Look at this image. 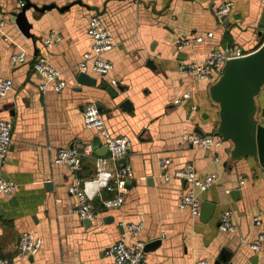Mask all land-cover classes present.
<instances>
[{"label": "crops", "instance_id": "0c3cea01", "mask_svg": "<svg viewBox=\"0 0 264 264\" xmlns=\"http://www.w3.org/2000/svg\"><path fill=\"white\" fill-rule=\"evenodd\" d=\"M223 1L25 0L29 6L22 26L16 20L22 10L18 0H0V77L12 80L11 90L0 97V118L12 123L0 176L16 184L12 194L0 195V255L10 264H114L104 250L123 235L128 244L144 242L150 264H192L198 258L214 264L222 249L230 254L225 264H264V238L259 249L251 247L264 234V167L255 155L233 156L232 141L217 132L219 105L209 87L219 74L196 80L179 70L181 60L202 59L226 45L249 53L264 41L261 0H233L231 11L217 18L215 8ZM92 15L115 40L104 54L113 70L110 75L89 73L95 85L77 79L78 62L91 46L87 25ZM52 31L61 38L48 48L44 38ZM192 35L202 39L191 38L177 49L179 40ZM21 50L27 59L12 62L10 55ZM40 55L61 70L66 80L61 90L39 88L44 79L32 63ZM89 101L100 106L113 135L130 137L125 163L133 177L120 206H105L101 197L110 193L102 190L94 201L96 217L83 220L75 213L77 199L69 184L123 164L108 159L97 130L84 124L82 110ZM255 105L254 119L264 125V83ZM184 130L212 134L221 143L195 147L181 141ZM67 146L82 152L78 170L53 161L55 148ZM161 157L170 159L165 169L158 163ZM188 162L199 177L219 174L209 188H192L201 203L215 204L207 221L178 207L190 184L174 172ZM226 209L232 212L233 231L218 227ZM130 224L141 225L137 234L128 231ZM22 231L41 237L35 254L18 253Z\"/></svg>", "mask_w": 264, "mask_h": 264}, {"label": "built area", "instance_id": "2783aa9c", "mask_svg": "<svg viewBox=\"0 0 264 264\" xmlns=\"http://www.w3.org/2000/svg\"><path fill=\"white\" fill-rule=\"evenodd\" d=\"M264 3V0H261ZM25 0H18L19 7L25 5ZM233 6V0H224L215 8L217 18L227 15ZM3 22H0V27ZM87 32L91 37V46L84 51L78 62L80 72L97 73L99 75H110L113 70V63L105 57V53L112 49L115 40L111 30L102 22L98 15H92L88 20ZM61 35L57 32H49L44 38V44L50 48L53 44L60 40ZM191 38L201 40V36L192 35L189 38H183L177 43V49H182L189 43ZM247 54L241 46L226 45L223 48L214 49L202 59L181 60L179 70L191 76L196 80L207 79L211 74H219L225 61L230 58H236ZM27 59L24 50L14 52L10 55V60L14 63H21ZM33 69L43 76L44 81L39 85L42 91L53 89L59 91L66 85V80L62 77V72L54 64H52L46 56L40 55L34 59L32 63ZM113 84L117 83L115 78H111ZM12 88V80L8 77H0V97L5 96ZM185 97L190 95L189 91L183 94ZM82 119L84 124L89 128L97 130L98 135L102 138L104 145L109 152L108 159L114 162L120 158H125L128 154L130 137L127 135H113L99 110L95 101H89L82 110ZM11 129L12 123L0 118V166L7 156L11 145ZM182 142H190L193 146L209 149L212 146H218L221 143L219 138H215L212 134L198 133L196 131L184 130L181 134ZM52 148V147H50ZM217 161L218 157L215 156ZM53 161L56 163L66 164L70 170H78L82 163V152L75 146L55 148ZM158 163L162 168H167L170 159L161 157ZM175 175L184 178L190 185L184 195L178 202L180 209H188L192 215L199 216L201 200L195 195L192 188L197 187L200 190L209 188L215 183L219 174L217 171L206 173L203 177H199L195 166L188 162L183 167L174 172ZM133 177V170L129 164L124 163L121 166L111 168H100L94 176L83 181L76 180L69 184L68 191L75 195L77 203L75 213L80 219L92 220L96 217L95 198L101 195L102 190L110 193L107 197H101L102 202L107 207L120 206L124 201V189L127 180ZM169 178V175H165ZM16 189V184L8 179L0 176V195H10ZM255 223H260L257 216H254ZM220 230L233 231L235 226L233 223L232 212L226 209L220 216L218 224ZM141 229L140 224H130L128 231L135 235ZM264 234H259L258 240L251 244L254 250L259 249ZM41 245V237L30 231H22L18 239V253L35 254ZM106 256L112 258L114 264H150L144 258V242L135 240L131 244L126 242L125 236L112 242L105 250ZM10 260L0 255V264H10ZM192 264H208L206 258H198Z\"/></svg>", "mask_w": 264, "mask_h": 264}, {"label": "water", "instance_id": "95a60500", "mask_svg": "<svg viewBox=\"0 0 264 264\" xmlns=\"http://www.w3.org/2000/svg\"><path fill=\"white\" fill-rule=\"evenodd\" d=\"M28 6L29 4L25 3L22 10L17 13L16 20L22 26L25 21L24 11ZM260 25L264 26V10ZM77 79L84 84L96 83V78L85 72H79ZM263 83L264 41L252 52L227 59L218 78L210 85L209 94L219 105L217 132L224 139L232 141V155L235 157L255 155L264 167V125L254 119L255 95L258 94ZM101 86L112 96L115 95V91L106 81H102ZM118 162L124 164L126 158H120ZM214 208V203L203 201L199 219L207 221ZM229 255L226 249H222L214 264H225Z\"/></svg>", "mask_w": 264, "mask_h": 264}]
</instances>
